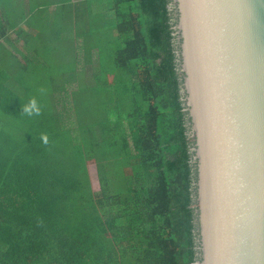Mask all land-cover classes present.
Segmentation results:
<instances>
[{"label": "trees", "instance_id": "obj_1", "mask_svg": "<svg viewBox=\"0 0 264 264\" xmlns=\"http://www.w3.org/2000/svg\"><path fill=\"white\" fill-rule=\"evenodd\" d=\"M169 2L0 0V264L197 260ZM79 40L88 73L73 61ZM33 97L41 114L23 115Z\"/></svg>", "mask_w": 264, "mask_h": 264}, {"label": "water", "instance_id": "obj_2", "mask_svg": "<svg viewBox=\"0 0 264 264\" xmlns=\"http://www.w3.org/2000/svg\"><path fill=\"white\" fill-rule=\"evenodd\" d=\"M193 264H264V0H170Z\"/></svg>", "mask_w": 264, "mask_h": 264}, {"label": "rangeland", "instance_id": "obj_3", "mask_svg": "<svg viewBox=\"0 0 264 264\" xmlns=\"http://www.w3.org/2000/svg\"><path fill=\"white\" fill-rule=\"evenodd\" d=\"M98 5V4H97ZM95 6L94 9L97 10L98 7L100 6H103L104 3H101V5L99 6ZM75 47V58H74V62L76 63V65H78V68H82V66L84 65L83 63V47L81 45V41H77V43H75L74 45ZM62 52H66L65 50H63ZM97 57L95 56L94 57V60H96ZM63 64L64 66H69L71 64L68 63L67 60L63 61ZM89 72V67L86 66V67H83L82 68V72ZM78 88V84H73L72 86L69 87V90H74V89H77ZM70 93V92H68ZM95 95L96 97V92H89V90L87 91V93H85L84 91L81 92L79 95H78V103H77V108L79 107H83L84 104H87L89 105V103L91 102V99H90V96H93ZM58 95H55V97H57ZM88 96V98H87ZM71 96H61L60 97V105H59V110L61 112L62 115H64L65 119L64 121L66 123L69 122V120L72 118L71 115H73V113H71L72 110H70V98ZM58 101V100H57ZM6 118L3 116V114L0 112V128H3V129H7L8 126L6 124ZM14 131V130H12ZM16 135H17V132L15 131ZM88 168H89V174H90V179H91V183H92V186L95 190V192H100V184H99V179H98V173H97V167H96V164L95 163H90L88 164Z\"/></svg>", "mask_w": 264, "mask_h": 264}, {"label": "clouds", "instance_id": "obj_4", "mask_svg": "<svg viewBox=\"0 0 264 264\" xmlns=\"http://www.w3.org/2000/svg\"><path fill=\"white\" fill-rule=\"evenodd\" d=\"M40 114H41L40 107L38 105L37 100L34 97L30 99L28 104L23 105V115L33 116V115H40ZM41 140L43 141V143L47 144L48 143L47 134H41Z\"/></svg>", "mask_w": 264, "mask_h": 264}]
</instances>
